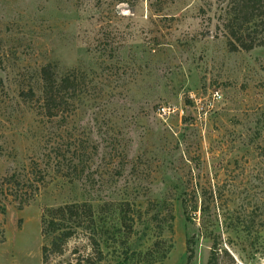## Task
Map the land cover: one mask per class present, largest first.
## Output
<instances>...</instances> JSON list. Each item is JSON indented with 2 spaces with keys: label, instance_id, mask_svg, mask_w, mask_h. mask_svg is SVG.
<instances>
[{
  "label": "rangeland",
  "instance_id": "rangeland-1",
  "mask_svg": "<svg viewBox=\"0 0 264 264\" xmlns=\"http://www.w3.org/2000/svg\"><path fill=\"white\" fill-rule=\"evenodd\" d=\"M224 1L0 0V183L46 172L0 194V264H44L70 204L92 216L46 264H264V47L229 51ZM49 63L78 78L53 122L20 96Z\"/></svg>",
  "mask_w": 264,
  "mask_h": 264
},
{
  "label": "trees",
  "instance_id": "trees-1",
  "mask_svg": "<svg viewBox=\"0 0 264 264\" xmlns=\"http://www.w3.org/2000/svg\"><path fill=\"white\" fill-rule=\"evenodd\" d=\"M226 3V1H224ZM220 26L223 36L227 38L230 52L252 51L264 47V0H228L225 7L221 8ZM42 82L41 95L33 88L22 92L20 96L24 101L36 100L40 103L42 117L48 121H55L64 115L70 117L73 99L77 93L78 78L74 72L62 73L58 66L49 63L40 70ZM32 163L29 171L22 173L13 172L4 177L0 183V194L23 210L29 206L39 195L41 186L45 182L46 172L36 168ZM39 176V178L35 176ZM39 179V180H38ZM190 205L183 203L186 215H189ZM196 209V208H195ZM92 216V208L86 204H70L48 209L42 219V232L44 235H55L50 246L42 248L43 263L46 264L51 254H62L64 249L75 235L81 224L75 220L82 216ZM189 219V218H187ZM99 249V244L94 241ZM99 256L103 254L98 250ZM86 263L91 262V257L83 258ZM192 256L188 263L191 264ZM80 261L78 264H82Z\"/></svg>",
  "mask_w": 264,
  "mask_h": 264
},
{
  "label": "built area",
  "instance_id": "built-area-1",
  "mask_svg": "<svg viewBox=\"0 0 264 264\" xmlns=\"http://www.w3.org/2000/svg\"><path fill=\"white\" fill-rule=\"evenodd\" d=\"M159 113L161 116H165V115H170L171 114V109L168 107H161L159 109Z\"/></svg>",
  "mask_w": 264,
  "mask_h": 264
}]
</instances>
